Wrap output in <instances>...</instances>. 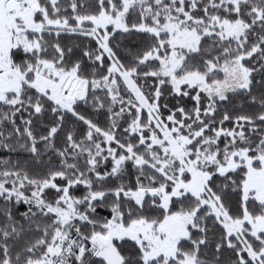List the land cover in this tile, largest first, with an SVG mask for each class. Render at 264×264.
Wrapping results in <instances>:
<instances>
[{
    "label": "snow or ice",
    "instance_id": "obj_1",
    "mask_svg": "<svg viewBox=\"0 0 264 264\" xmlns=\"http://www.w3.org/2000/svg\"><path fill=\"white\" fill-rule=\"evenodd\" d=\"M0 264H264V0H0Z\"/></svg>",
    "mask_w": 264,
    "mask_h": 264
},
{
    "label": "trees",
    "instance_id": "obj_2",
    "mask_svg": "<svg viewBox=\"0 0 264 264\" xmlns=\"http://www.w3.org/2000/svg\"><path fill=\"white\" fill-rule=\"evenodd\" d=\"M22 210V209H21Z\"/></svg>",
    "mask_w": 264,
    "mask_h": 264
}]
</instances>
